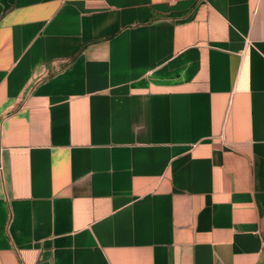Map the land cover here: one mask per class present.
Masks as SVG:
<instances>
[{"label":"crops","instance_id":"crops-1","mask_svg":"<svg viewBox=\"0 0 264 264\" xmlns=\"http://www.w3.org/2000/svg\"><path fill=\"white\" fill-rule=\"evenodd\" d=\"M0 264H264V0H0Z\"/></svg>","mask_w":264,"mask_h":264}]
</instances>
